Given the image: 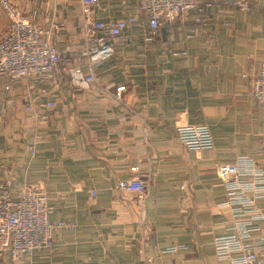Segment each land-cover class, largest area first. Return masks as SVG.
<instances>
[{
    "label": "crops",
    "instance_id": "obj_1",
    "mask_svg": "<svg viewBox=\"0 0 264 264\" xmlns=\"http://www.w3.org/2000/svg\"><path fill=\"white\" fill-rule=\"evenodd\" d=\"M233 1L245 9L214 5L191 38V13L147 45L126 33L113 55L92 69L111 94L125 87L119 101L96 89L74 91L67 78L57 79L34 84L33 92L49 93L34 94L31 120L24 85L5 96L0 185L9 171L13 199L21 185L32 186L47 197L52 223L72 225L53 234L52 250L22 264H217L213 238L233 219L219 206L224 190L215 166L245 156L264 170V106L249 94L251 70L264 64V0ZM18 4L45 28L59 23L54 44L60 51L80 45L78 0ZM133 13L127 0H101L93 18ZM188 124L207 126L213 149L184 148L177 128ZM133 166L146 186L141 195L116 187ZM257 206L264 213V199ZM0 264L13 263L3 253Z\"/></svg>",
    "mask_w": 264,
    "mask_h": 264
},
{
    "label": "built area",
    "instance_id": "obj_2",
    "mask_svg": "<svg viewBox=\"0 0 264 264\" xmlns=\"http://www.w3.org/2000/svg\"><path fill=\"white\" fill-rule=\"evenodd\" d=\"M127 1L134 4L133 14L95 20L94 11L101 0H78L83 17L82 41L74 50L60 51L54 44L59 23L52 20L45 28L38 25L34 15L23 13L9 0H0L8 19V27L0 35V120L7 121L5 96L23 85L24 112L35 120L34 94L44 96L49 92L45 88L33 92L34 84L47 85L62 78L68 79L74 91L89 93L96 89L119 101L125 87L118 86L111 94L99 84L92 69L93 64L113 55L114 46L126 33L135 32L147 45L161 30L171 33L180 23L179 19L191 13V24L186 29V37L191 38L201 33L208 11L214 5L245 9L241 1L233 0ZM249 76V94L264 106V64L253 68ZM177 133L179 143L188 150L213 149V139L205 125H183L177 128ZM28 149L33 157V147ZM129 171L132 176L119 181L116 187L141 195L146 186L138 177V166L130 167ZM215 174L224 190V200L219 206L226 208L233 219L224 234L213 238L217 264H264V213L257 206V201L264 199V170L250 158L239 156L233 163L217 164ZM5 175V182L0 185V254H8L13 264H22L35 252L52 250L55 247L53 234L59 229L69 230L72 225L52 223L48 219L47 197L32 186L21 185L13 199L10 172L5 171Z\"/></svg>",
    "mask_w": 264,
    "mask_h": 264
},
{
    "label": "rangeland",
    "instance_id": "obj_3",
    "mask_svg": "<svg viewBox=\"0 0 264 264\" xmlns=\"http://www.w3.org/2000/svg\"><path fill=\"white\" fill-rule=\"evenodd\" d=\"M11 3H13L14 5H16L23 13L27 14V15H31V11L29 10L28 12H26L25 9H23V7H21L18 3H21L22 0H9ZM1 6H0V35L1 33L4 31V29L6 28L8 21L5 17V15L3 14L2 10H1ZM25 11V12H24ZM33 15V14H32ZM38 25H40L39 21H37Z\"/></svg>",
    "mask_w": 264,
    "mask_h": 264
}]
</instances>
